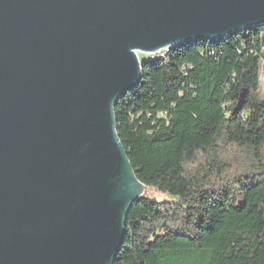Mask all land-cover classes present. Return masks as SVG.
I'll use <instances>...</instances> for the list:
<instances>
[{
	"label": "water",
	"instance_id": "water-1",
	"mask_svg": "<svg viewBox=\"0 0 264 264\" xmlns=\"http://www.w3.org/2000/svg\"><path fill=\"white\" fill-rule=\"evenodd\" d=\"M260 25L264 0H0V264H114L146 190L115 125L138 53Z\"/></svg>",
	"mask_w": 264,
	"mask_h": 264
},
{
	"label": "trees",
	"instance_id": "trees-1",
	"mask_svg": "<svg viewBox=\"0 0 264 264\" xmlns=\"http://www.w3.org/2000/svg\"><path fill=\"white\" fill-rule=\"evenodd\" d=\"M263 69L264 25L142 63L117 134L146 189L178 198L133 203L114 264H264Z\"/></svg>",
	"mask_w": 264,
	"mask_h": 264
},
{
	"label": "rangeland",
	"instance_id": "rangeland-1",
	"mask_svg": "<svg viewBox=\"0 0 264 264\" xmlns=\"http://www.w3.org/2000/svg\"><path fill=\"white\" fill-rule=\"evenodd\" d=\"M139 59H150V58H154L157 56V53L154 54H143V53H138ZM262 84H263V95H264V69H263V73H262ZM145 194H149L151 196H157L159 198H164V199H168V200H175L178 197L177 196H171V195H167V194H159L156 190L153 189H146L145 190Z\"/></svg>",
	"mask_w": 264,
	"mask_h": 264
},
{
	"label": "bare ground",
	"instance_id": "bare-ground-1",
	"mask_svg": "<svg viewBox=\"0 0 264 264\" xmlns=\"http://www.w3.org/2000/svg\"><path fill=\"white\" fill-rule=\"evenodd\" d=\"M176 46H177V45H176ZM173 47H175V46H173ZM170 49H171V48L165 49V50H163V51L157 53V55L165 54V53L168 52Z\"/></svg>",
	"mask_w": 264,
	"mask_h": 264
}]
</instances>
